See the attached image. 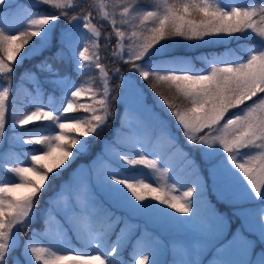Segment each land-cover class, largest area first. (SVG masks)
<instances>
[{"label": "rangeland", "instance_id": "374dc122", "mask_svg": "<svg viewBox=\"0 0 264 264\" xmlns=\"http://www.w3.org/2000/svg\"><path fill=\"white\" fill-rule=\"evenodd\" d=\"M177 2L178 0H72V4L64 9L69 13L68 18L61 16L51 21L41 35L33 37L29 46L21 49V52L17 54L18 62H11L14 65V71L11 73L12 90L8 101V121L5 140L0 143V165L10 173H12L11 168L15 166L31 167V155L37 154L45 147L33 143L36 148H28L27 146L32 144H23L18 140L9 141L10 137L30 139L36 136L56 135L59 131L54 121H48L52 124L48 134L24 130L39 122L25 128L15 127L13 124L14 117L18 119L38 107L53 110V107L46 108L40 101L33 99V95L31 96L33 106L27 107L23 113L19 111L26 106L21 105L22 108L15 107L18 110H13V100L18 96L17 87L21 84L20 82L15 84V82L19 79L21 82L29 79L24 74L27 59L55 45L60 47L63 54L74 57L83 68L95 67L94 62L98 59L108 72V76L105 78L99 69H96L98 80L95 81V87L88 85L85 88H92L99 93L104 91L105 84H107L109 91L115 90L119 98L113 105V114L108 121V126L105 125L93 136L81 138L82 145L87 146L86 151L81 152V145H78L74 149L76 153L74 162L70 166H62V169L54 170L49 175L45 188L42 190L39 207L34 209L36 214L29 218L30 222L26 227L18 226L14 232L13 248L8 264H17V260L20 264H35L31 254L24 252L26 232L31 235L30 246L48 248L49 253L46 255L49 256H77L88 253L97 255L100 253L94 250V246L100 248L101 251L109 248L121 226L125 227V244L128 240L134 242L130 250L132 260L124 261L121 254L124 247L120 249V255L116 259L121 264H135L140 253L150 256V264H179L186 251L203 243L202 237L193 224L181 221L187 217L175 213L166 206L158 205V202L151 198L145 201L148 207L142 216H134L114 207L106 198L95 176L89 179V166L93 170H115L121 178L129 179L131 182L150 183L155 188H163L169 196L182 197L183 192L187 191L188 187L194 186L196 180V171L191 164V158H194L199 165L200 176L206 184L205 199L209 202L208 207L215 213L224 214L231 224L224 240L231 239L232 234L240 229L249 239L255 241L257 252L264 249V243H261L258 236L252 232L258 233L255 219L256 214L264 209V197L255 196L246 178L228 159V154L224 152L222 145L217 144L212 148L190 147L186 142L182 126L178 124L174 116V110L164 102L165 97L150 90L146 80L140 75L141 70L164 71L172 63H184L194 74H206L211 71L212 67L223 66L225 62H246L251 49L260 48L259 38L251 31L232 37L205 38L215 42L225 41L227 46L224 47V54L221 58L206 60V67L201 69H196L189 57L174 54L165 41L152 49L143 60L136 61L135 64L138 66H133L130 61V52L139 47V44L145 40L147 32L154 26L151 19L144 18L145 13L152 11L163 14L168 5ZM208 2L228 9L231 7H260V0H208ZM10 3L14 11L0 8V27L5 28L6 35L19 36L21 31L29 29L30 19L37 18L39 15L59 17L61 12L51 4L38 3L37 0H10ZM125 5L128 7L127 13L124 12ZM85 13L88 14L87 19L91 25L100 33L99 36H96L91 29L84 27ZM113 18L116 20L115 25L112 24ZM257 22L259 23V20ZM260 26L264 27V24ZM117 28L124 32L122 39L116 37ZM134 32L135 36L132 35ZM109 36L110 40L106 43L105 37ZM253 37H256L258 42L249 43L241 40L243 38L251 40L254 39ZM241 45L247 47L249 53L246 56H242L238 50ZM84 47L89 49L90 61H82L79 56V52L83 51ZM110 47L115 49L116 53H121L122 49V56L113 58L114 53L109 50ZM213 53L217 52L213 51ZM0 57H3L2 52H0ZM117 68L120 69L119 72H115ZM55 71V69L52 71L38 70L39 76L44 81L54 82L57 85L66 84L67 80ZM8 79L0 74V89L6 86ZM36 80L38 81V78H34V81ZM36 85L34 84V87L38 89ZM79 86L77 82L70 83V93ZM27 91L29 93L28 88ZM90 96L91 93H83L78 98L79 102L90 103ZM69 98L70 95L66 97L62 106H65ZM253 99H256L257 104L259 103L257 98ZM246 105L253 106L252 101H247ZM62 109L57 111L61 115V120L64 119ZM259 111L257 109V115ZM246 112L245 106L230 109L226 113L225 121L228 118H234L235 115H244ZM86 115L88 114L82 113L77 117L83 118ZM223 123L224 121L221 125ZM130 130H135L136 134L132 135ZM222 134L223 128L220 127L214 136L218 137ZM22 151L27 154V159L18 155ZM259 151V149L240 150L235 153L237 164L246 162L247 155L258 156ZM11 153H16L18 157L13 154L14 157L11 158ZM118 154L137 159L144 156L148 160L155 161L156 167L129 166L118 158ZM186 154H190L191 158L186 159ZM4 177L7 180L0 181V186L20 182L19 177L14 173ZM85 181L91 185L94 196L91 202L85 200L81 205L82 214L73 226L66 222L67 218L62 210L68 202L67 194ZM115 187L120 189L121 199L127 198L133 201L131 194L122 185ZM200 207L203 210L204 205ZM106 210H111L115 215L123 218L113 238H110L112 233L108 236L102 235V230L108 224ZM233 222L237 223L236 226L232 224ZM246 226H251V229L248 230ZM77 233L81 236L86 235L87 238L78 239ZM74 236L77 240L84 242L87 245L86 248L77 245ZM216 246L218 245L215 243L209 245L199 264H209V261L216 255ZM69 247L73 251H68ZM229 259L231 264H245L244 258L239 253H233Z\"/></svg>", "mask_w": 264, "mask_h": 264}, {"label": "snow or ice", "instance_id": "6c2138e0", "mask_svg": "<svg viewBox=\"0 0 264 264\" xmlns=\"http://www.w3.org/2000/svg\"><path fill=\"white\" fill-rule=\"evenodd\" d=\"M38 3L53 5L60 9V16L39 15L30 19L29 29L21 31L19 36L6 35L5 28L0 27V74L8 77L6 86L0 89V143L5 140V133L8 121L9 98L12 90L11 73L17 61V54L33 37L41 35L51 21L61 16H69L64 9L72 4V0H37ZM0 8H7L14 11L10 0H0ZM124 12H128L127 5ZM84 14V27L91 29L96 36L100 33L91 25ZM145 19H151L153 27L147 32L146 38L139 44V47L130 52V61L133 66L136 61L143 60L152 49L162 42L182 38L186 41H203L207 37H232L236 34H245L249 31L254 33L260 41V48L251 49L250 56L246 62H225L223 66H214L206 74H194L184 63H172L164 71L149 72L141 70L140 75L154 89L158 86L167 87L174 95L186 101L181 108L176 104L169 103V97L164 98L168 107L174 110V116L178 124L182 126L186 142L190 147L212 148L214 145H222L228 159L235 165L246 178L252 192L256 197H264V0H260V7H231L230 9L219 4H210L208 0H178L177 3L166 7L163 14L157 12H146ZM259 20V23L257 22ZM112 24H116L113 18ZM116 37L122 39L124 32L118 28L115 31ZM133 36L136 35L134 32ZM110 40L105 37V42ZM114 53L113 58H120L121 53L109 48ZM89 49L84 47L79 52L82 61H90ZM63 52L55 53V59H62ZM6 57V59L4 58ZM18 62V61H17ZM129 62V61H125ZM94 65L107 78L108 72L100 60H95ZM38 67L43 71H52L53 65L49 60H44ZM117 68L115 72H119ZM91 93L90 103H81L79 99L83 93ZM115 90L109 91L107 84L103 92L97 93L92 88L82 86L71 91L70 98L63 106L61 115L53 110H45L38 107L34 111L16 119L13 118L15 127L25 128L35 122L54 121L58 126V133L51 136H36L30 139L23 137H10L11 140H18L23 144L44 145L43 150L31 155V167L15 166L11 172L19 177V183L5 184L0 186V264H8L9 255L13 248L14 232L18 226L26 227L30 217L36 213L34 209L39 207L42 190L54 170L62 169V166H70L76 158L74 149L81 145L80 151H86V145H82L81 138L93 136L104 127L113 114V105L118 100ZM259 103H256V99ZM252 101L253 106L246 105ZM245 106L247 112L244 115H235L225 121L226 113L230 109ZM259 109V115H257ZM77 110H83L88 114L83 118L73 115ZM243 111V109H241ZM224 123L221 125V122ZM223 128V134L216 137L214 133ZM207 134L201 135L204 130ZM135 135V130H130ZM242 149H259V155H247V161L237 164L235 153ZM118 158L129 166L149 165L156 167V162L148 160L144 156L140 158H129L126 155H119ZM191 158L186 154V159ZM191 164L196 171L194 186L188 187L183 196H169L163 188H155L150 183L131 182L129 179L121 178L115 170L101 171L93 170L89 166V179L95 176L97 183L101 186L106 198L114 207H118L131 215L142 216L148 205L146 200L151 198L158 202V205L166 206L175 213L183 214L187 218L183 222L193 224L203 239V243L196 248L186 251L184 258L179 264H199L209 245L217 244L216 255L209 261V264H231L229 257L233 253H239L245 264H264V249L256 251L255 241L249 239L244 231L237 229L231 239L224 240L231 224L224 214L215 213L208 207L209 202L205 199L206 184L203 182L199 172V165L194 158ZM218 171V169L216 170ZM116 185H122L131 194L133 201L127 198L121 199L120 189ZM68 202L62 210L66 222L75 226L79 216L82 214L85 200L92 201L94 193L91 185L85 181L77 185L74 191L68 194ZM200 205H204L203 210ZM108 224L102 230L103 236H108L115 231L116 226L123 219L115 215L111 210H106ZM195 217V219H193ZM135 227V226H133ZM248 230L251 226H246ZM255 233L260 242L264 243V209L256 214ZM78 239H86L77 233ZM99 239V237H97ZM125 227L121 226L119 233L109 248L101 251L94 246V250L100 254L90 253L70 255H46L49 249L46 247L30 246L31 235L25 233L24 252L30 253L35 264H119L116 259L120 255V249L125 245ZM68 251H73L68 248ZM104 257L103 259L101 257ZM111 257V259H110ZM150 256L140 253L135 264H150ZM17 264L20 261L17 260Z\"/></svg>", "mask_w": 264, "mask_h": 264}, {"label": "trees", "instance_id": "16d2710c", "mask_svg": "<svg viewBox=\"0 0 264 264\" xmlns=\"http://www.w3.org/2000/svg\"><path fill=\"white\" fill-rule=\"evenodd\" d=\"M254 39H241L242 42H249L254 43L258 42L256 40V37H253ZM30 42V41H29ZM165 43L171 48L172 52L174 54H181L185 57H189V60H191L195 66L196 69H201L206 67V60H217L218 58H221L223 56V49L225 46H227V42L225 41H219L215 42L211 39H205L203 41H186L182 38H173L170 40L165 41ZM25 46H29L25 45ZM56 46V47H55ZM54 47H50L49 49L43 51L40 54H36L33 56V58L27 59L25 63L26 72L24 73L26 76L29 77L27 80H21L19 79L16 83L20 82L21 84L17 87L18 96L15 97L14 105H12L13 110H18L17 108H22V106H26L25 108L20 109L19 113H23L25 110H27V107H31L34 105L33 100L31 99V96L33 95V99H36L40 101L46 108L53 107L54 111H59L62 109V105L66 99L70 95V83L77 82L82 87H87L88 85L90 87H95L96 83L95 81L98 80V76L95 73L96 67H88L83 68L81 67V64L71 56H68L66 54H63L62 59L57 61L55 59V53H57L60 50V47L58 45H55ZM239 52L242 56H246L249 52L247 50L246 45H241L238 47ZM213 51L217 52L216 54L213 53ZM218 54V55H217ZM173 56V55H170ZM49 60L52 65L53 69H55L56 73L60 75L61 77H64L66 81V84L64 85H57L54 84V82H46L44 81L40 76L38 70L40 69L38 65L42 63L44 60ZM149 72H153L148 70ZM34 78H38V81H34ZM40 78V79H39ZM92 81V82H91ZM148 85L150 90L157 92L160 95H163L164 97H169V102L178 105L179 107H183L186 101L182 100L177 95H174L172 92H170L167 87H160L153 88L150 86L149 81H145ZM34 84L36 87H39L36 89L34 87ZM27 88L29 90V93L27 91ZM11 100V99H10ZM11 102V101H10ZM17 105H16V104ZM11 105V104H10ZM22 105V106H21ZM84 113L83 110H77L73 113L75 116H79L80 114ZM111 118V117H110ZM52 122V121H50ZM50 122H39L33 125H30L26 127L24 130H29L32 133L38 132V133H50V129L52 127V124ZM207 131H204L201 133V135H204ZM35 145H29L28 148H33ZM36 148V147H34ZM16 157L20 154L22 158H28L27 154H25L23 151L21 153H13ZM13 154H10V157H14ZM90 155V154H89ZM12 173L7 171L5 168L0 165V181L5 182L7 179L4 177L5 175L11 176ZM234 226H236L237 223H232ZM233 226V227H234ZM119 228V225L116 226V229L112 234L110 235V238H113V236L116 234L117 229ZM74 236V241L77 245H80L83 248H86V244L84 242H81L77 240ZM133 240H128L126 244L124 245V248L121 251V254L124 257V261H130L132 260L131 255V248L133 247ZM91 254V253H90ZM103 259V258H102ZM121 264V262H119Z\"/></svg>", "mask_w": 264, "mask_h": 264}]
</instances>
